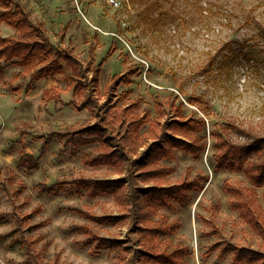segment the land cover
Returning <instances> with one entry per match:
<instances>
[{"label": "rangeland", "instance_id": "1", "mask_svg": "<svg viewBox=\"0 0 264 264\" xmlns=\"http://www.w3.org/2000/svg\"><path fill=\"white\" fill-rule=\"evenodd\" d=\"M7 1L0 0V36L30 39L28 30L1 17L15 8ZM17 1L32 20L44 23L55 47L72 46L89 78L99 70L101 101L114 75L133 73L131 84L115 90L116 114L135 105L131 114L163 122L172 117L174 103L186 120H206L200 132H191L206 151H176L160 164L172 169L163 177L165 186L202 179L189 203L159 206L155 221L180 225L161 237L162 248L183 249L184 264H232V254L219 258L226 243L264 252V238L234 206L249 196L229 192L253 185L243 171L216 169L213 136L228 126L264 136V0H119L118 8L107 0ZM17 61L0 60V264H125L119 248L98 250L87 232L129 248V230L78 213L117 215L119 208L111 196L90 197L77 180L126 174L91 164L109 145L78 133L96 120L87 109L64 104L77 100V89L69 86L77 78L63 63L65 74L31 82ZM148 128L135 140L136 156L146 147ZM231 139L245 143L248 136L233 131ZM25 155L33 156L37 168L24 164ZM255 191L264 210V187Z\"/></svg>", "mask_w": 264, "mask_h": 264}, {"label": "trees", "instance_id": "2", "mask_svg": "<svg viewBox=\"0 0 264 264\" xmlns=\"http://www.w3.org/2000/svg\"><path fill=\"white\" fill-rule=\"evenodd\" d=\"M7 3H14L15 8L4 11L1 17L18 30H28L32 37L16 39L0 36V60L13 62L17 59V64L31 74V82L65 74V64L70 69L72 78H77L78 81L69 85L77 89V100L64 104L77 110L87 109L96 120L94 124L78 130V133L97 135L109 145L108 150L93 158L91 164L109 166L118 174H126L124 178L118 179L77 180L90 197L111 196L119 208L117 215L98 216L82 210L78 213L96 224L126 227L132 237V245L124 248L122 240L103 238L88 230L90 238L96 240L95 248H119L120 258L125 264H184L183 249L168 251L161 246V237L175 233L180 225L155 221L153 218L157 215L159 206L172 209L176 204L189 203L191 192L202 188V179L196 177L192 181L165 186L163 177L169 175L172 169L160 164L163 160L174 159L176 151L191 155L206 151L207 145L201 142V137L191 135V132H200L206 120H186L183 110L176 108L174 103L169 105L173 109L172 117L163 122L159 119L152 122L147 114H131L135 105L116 114L115 90L121 84H131L133 73L130 72L127 77L114 75L106 87L105 100L101 101L98 88L99 70L89 78L84 62L74 54L71 45L55 47L45 31L43 22L32 20L31 13L17 0H8ZM89 52L93 59L94 49L90 48ZM88 88L93 92H88ZM45 95L62 102L59 96H52L50 91H46ZM165 114V110L160 107L159 117ZM146 124H149L145 135L146 147L142 154L136 156L138 146L135 140L140 138V130ZM233 131L246 134L248 141L234 142L231 139ZM53 136L55 134H52L50 139ZM213 136L216 139V169L243 171L252 183L253 188H233L229 192L241 195V192H245L249 196V199L237 201L234 206L264 238V210L257 204L258 196L255 191V188L264 187V136H257L252 131L234 126L223 127L220 131H215ZM21 159L28 168H37L33 156L25 155ZM228 254H232V264H264V252L238 244H224L219 258L224 259Z\"/></svg>", "mask_w": 264, "mask_h": 264}, {"label": "built area", "instance_id": "3", "mask_svg": "<svg viewBox=\"0 0 264 264\" xmlns=\"http://www.w3.org/2000/svg\"><path fill=\"white\" fill-rule=\"evenodd\" d=\"M107 1L114 8H118L121 4L119 0H107Z\"/></svg>", "mask_w": 264, "mask_h": 264}, {"label": "crops", "instance_id": "4", "mask_svg": "<svg viewBox=\"0 0 264 264\" xmlns=\"http://www.w3.org/2000/svg\"><path fill=\"white\" fill-rule=\"evenodd\" d=\"M42 22V21H41Z\"/></svg>", "mask_w": 264, "mask_h": 264}]
</instances>
